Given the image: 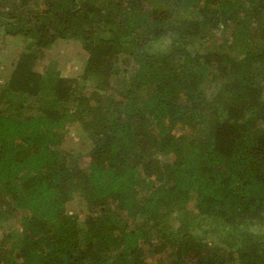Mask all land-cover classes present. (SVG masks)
Wrapping results in <instances>:
<instances>
[{"label": "trees", "instance_id": "trees-1", "mask_svg": "<svg viewBox=\"0 0 264 264\" xmlns=\"http://www.w3.org/2000/svg\"><path fill=\"white\" fill-rule=\"evenodd\" d=\"M124 1L0 0V264H264V0Z\"/></svg>", "mask_w": 264, "mask_h": 264}, {"label": "rangeland", "instance_id": "rangeland-1", "mask_svg": "<svg viewBox=\"0 0 264 264\" xmlns=\"http://www.w3.org/2000/svg\"><path fill=\"white\" fill-rule=\"evenodd\" d=\"M124 4H127V1H124ZM17 40V38L13 39L12 37L10 38H6L3 39L1 41L0 39V69H4V67L6 68V66H10V64L12 63V61L19 55V51L21 50L20 48L24 45L22 43V41ZM169 42V40H167ZM59 45V47L64 51V58L62 59H56L55 60V66H57L56 68H58L61 73H62V77H76L79 74H81V72H83V58H84V54L82 51H73L71 49H67V45H66V41H59L57 43ZM22 45V46H21ZM71 47V46H70ZM72 48V47H71ZM158 50L163 49V47L160 46H156L155 47ZM166 49H169V43H167L165 45ZM66 49L68 51H66ZM14 63V62H13ZM85 91L89 92V91H93V89H86ZM178 132V130L176 131V133ZM78 133L74 130L71 131L70 133V138H67L68 141H70L69 143L64 142L63 145L64 146H70V145H75L77 143L76 139L78 138ZM80 202L78 196H76V199L73 200V203L70 204L71 210L70 212L74 210H78V208H81V206H77L78 203ZM191 204V203H190ZM192 205V204H191ZM5 206V205H2ZM12 208V215L10 217L11 223L14 224L16 226V228L19 230V232H23V226L21 225V223L19 224V220H20V216L21 214H29L28 210H16L13 207ZM7 208L3 207V210H6ZM6 223H4L5 227ZM258 226L255 227V229L251 228V231H258ZM7 231H9V229H7ZM3 232H6L5 230H3L2 232L0 231V238H3L5 235ZM210 240V238H209Z\"/></svg>", "mask_w": 264, "mask_h": 264}]
</instances>
